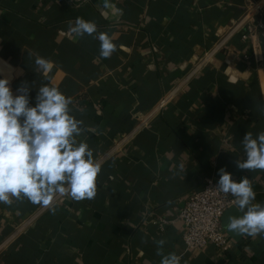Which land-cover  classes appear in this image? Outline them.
I'll return each mask as SVG.
<instances>
[{
	"label": "crops",
	"instance_id": "crops-1",
	"mask_svg": "<svg viewBox=\"0 0 264 264\" xmlns=\"http://www.w3.org/2000/svg\"><path fill=\"white\" fill-rule=\"evenodd\" d=\"M264 0H0V79L30 106L41 84L72 98V114L102 170L93 200L58 197L55 214L26 199L0 203V264H160L154 241L181 264H264V238L229 232L231 251L186 250V201L225 168L248 176L264 203V170L245 172L246 132L264 131V48L245 17ZM77 17L95 21L118 49L99 55L93 36L74 37ZM209 60L200 67L202 56ZM50 62L38 69L36 56ZM166 98V106L161 100ZM170 201V203H169ZM173 220L164 229L155 218ZM143 241H147L144 243Z\"/></svg>",
	"mask_w": 264,
	"mask_h": 264
},
{
	"label": "clouds",
	"instance_id": "clouds-1",
	"mask_svg": "<svg viewBox=\"0 0 264 264\" xmlns=\"http://www.w3.org/2000/svg\"><path fill=\"white\" fill-rule=\"evenodd\" d=\"M102 6L113 7L110 0H103ZM68 29L74 37L97 39L101 58H111L118 49L107 32L98 30L95 21L77 17L74 24L69 21ZM34 63L41 70L50 68V62L39 55ZM16 92L14 95L9 79H0V203L10 206L14 200L26 199L55 214L53 203L58 197L76 202L93 200L102 165L86 138L80 139L87 128L72 114V98L56 86L41 84L35 106H30L27 84L22 83ZM242 146L244 158L234 161L235 166L245 172L264 170V131L255 137L246 132ZM218 175L215 189L231 195L234 207L242 213L226 218L227 230L264 238V203L254 202L256 192L248 176L236 181L223 167ZM154 243L160 264H181V257L174 252L165 254V239Z\"/></svg>",
	"mask_w": 264,
	"mask_h": 264
},
{
	"label": "built area",
	"instance_id": "built-area-1",
	"mask_svg": "<svg viewBox=\"0 0 264 264\" xmlns=\"http://www.w3.org/2000/svg\"><path fill=\"white\" fill-rule=\"evenodd\" d=\"M251 13L253 14L250 18L252 31L244 34L243 38L247 39L251 32L258 31L264 48V5L259 1L249 2L245 9V17H250ZM208 60V54L202 56L195 69ZM166 104V98H163L161 106L164 107ZM217 182L215 179H208L199 191L190 196L179 214L185 227L183 240L186 250L203 249L212 245L229 252L234 246L222 224L225 212L234 207L232 203L234 198L217 191L215 189ZM172 221L167 216H161L155 218L153 224L164 229Z\"/></svg>",
	"mask_w": 264,
	"mask_h": 264
}]
</instances>
